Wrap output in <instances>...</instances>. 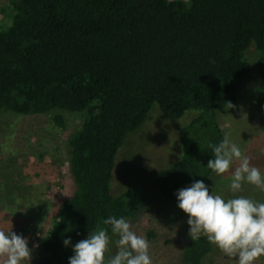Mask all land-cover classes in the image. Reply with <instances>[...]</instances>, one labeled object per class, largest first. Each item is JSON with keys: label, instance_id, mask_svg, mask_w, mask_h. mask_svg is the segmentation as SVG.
I'll return each instance as SVG.
<instances>
[{"label": "trees", "instance_id": "obj_1", "mask_svg": "<svg viewBox=\"0 0 264 264\" xmlns=\"http://www.w3.org/2000/svg\"><path fill=\"white\" fill-rule=\"evenodd\" d=\"M9 4L11 24L0 30V114L86 115L67 140L74 193L62 202L35 264H68L73 252L64 239L74 245L97 228L112 235L105 219L133 218L131 194L147 201L136 188L115 196L111 183L119 149L153 106L170 120L195 113L178 132L179 159L150 182L155 196L170 203L193 180L211 177L208 145L224 137L218 116L234 111L253 73L264 82V0ZM250 48L258 52L254 66L245 59ZM212 250L205 237L190 240L179 264H202Z\"/></svg>", "mask_w": 264, "mask_h": 264}, {"label": "rangeland", "instance_id": "obj_2", "mask_svg": "<svg viewBox=\"0 0 264 264\" xmlns=\"http://www.w3.org/2000/svg\"><path fill=\"white\" fill-rule=\"evenodd\" d=\"M12 15L9 0H0V30L10 26ZM257 58L254 48L245 54L252 66ZM260 93L264 95V82L253 73L239 91L234 111L228 116L219 115L218 122L224 136L229 135L242 147L251 164L264 172V106ZM194 117V112H187L179 120H170L153 106L143 127L129 135L115 158L112 193L119 196L136 188L146 195L145 203H140L139 194H131L127 202L130 211H136L129 219L133 230L150 243L153 264H179L181 253L191 240L187 216L177 207V199L163 202L155 196L150 182L156 172L179 159L178 132ZM85 119L84 113L64 111L31 116L0 114V228L29 239V264L36 263L40 245L49 237L62 202L74 193L67 140ZM236 166L234 163L233 169L219 177L213 173L205 184L225 197L232 196L228 184ZM236 195L264 201V192L248 184ZM212 246L202 264H235ZM115 251L113 245L111 254ZM257 264H264V257Z\"/></svg>", "mask_w": 264, "mask_h": 264}, {"label": "clouds", "instance_id": "obj_3", "mask_svg": "<svg viewBox=\"0 0 264 264\" xmlns=\"http://www.w3.org/2000/svg\"><path fill=\"white\" fill-rule=\"evenodd\" d=\"M208 147L212 158L206 167L216 176L228 173L234 163L238 165L228 184L233 195L225 197L213 187L210 190L203 180H193L175 192L177 207L187 216L188 235L192 241L205 237L235 264H257L264 257V201L236 194L245 184L264 192V172L251 164L242 147L227 134ZM103 223L118 239H112L108 228H97L74 245L66 238L63 245L73 252L68 264H153L149 241L133 230L129 219L110 216ZM28 245L27 237L0 228V264H29L32 251ZM113 245L116 251L111 254Z\"/></svg>", "mask_w": 264, "mask_h": 264}]
</instances>
